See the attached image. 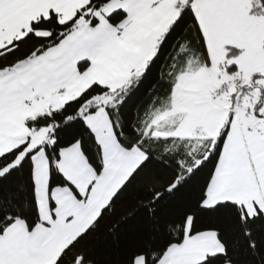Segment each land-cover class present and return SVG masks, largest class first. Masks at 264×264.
Masks as SVG:
<instances>
[{
  "label": "snow or ice",
  "instance_id": "snow-or-ice-1",
  "mask_svg": "<svg viewBox=\"0 0 264 264\" xmlns=\"http://www.w3.org/2000/svg\"><path fill=\"white\" fill-rule=\"evenodd\" d=\"M0 264H264V0H0Z\"/></svg>",
  "mask_w": 264,
  "mask_h": 264
}]
</instances>
